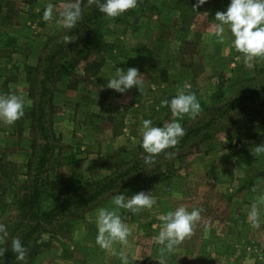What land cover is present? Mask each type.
<instances>
[{
  "label": "rangeland",
  "instance_id": "374dc122",
  "mask_svg": "<svg viewBox=\"0 0 264 264\" xmlns=\"http://www.w3.org/2000/svg\"><path fill=\"white\" fill-rule=\"evenodd\" d=\"M190 1L199 12L183 23L174 0H113L104 46L89 57L99 70L83 78L81 60L71 86L55 87L47 176L84 184L129 172L37 235L19 264H264V98L229 108L264 87V0ZM9 2L5 22L8 7L0 11V246L24 229L14 201L41 144L28 118L40 69L80 16L76 0ZM208 122L197 145L135 166L173 130ZM39 202L51 207L44 192Z\"/></svg>",
  "mask_w": 264,
  "mask_h": 264
},
{
  "label": "trees",
  "instance_id": "16d2710c",
  "mask_svg": "<svg viewBox=\"0 0 264 264\" xmlns=\"http://www.w3.org/2000/svg\"><path fill=\"white\" fill-rule=\"evenodd\" d=\"M1 1L0 11L4 10V7H8L1 20L5 22L10 18L8 15L12 12L13 7L10 5V0L5 2L3 0V5ZM76 1L79 4L78 9H76V12H80L79 20L74 22L67 31L64 39L67 43L62 46L58 44L57 47L45 55L43 67L40 69L41 77L37 81L38 92L35 93L34 91L32 95L36 98V101L28 112V118H30L32 134L38 135L41 144L38 146L39 153L34 154L33 159L27 164V169L29 171L32 169V173L29 174L30 180L23 188V195L19 200L14 201L19 213L23 216V220H25L24 229L21 232L19 241H12L0 246V264H19L18 260L26 255L34 256L38 248L35 244L37 235L45 232L49 227L51 228L49 232L52 231L53 227H61L63 221L85 211L95 200L111 191L117 185L119 179L129 172V169L122 170L102 181L84 184H78V182L62 174H56L53 178H49L46 173L50 161L48 155L53 149L49 127L51 126L50 115L54 109L52 101L55 87L63 84L66 78L69 81L68 87L71 86L70 82L72 80L70 78L74 75L75 65L81 60L86 63L83 68L85 74L83 78L88 72L92 75L97 73L98 66L101 63L96 61L90 63L89 57L92 56V53L103 48L104 39L100 24L103 18L112 15L110 4L113 0ZM147 1L145 0V8L148 7ZM85 3V8L83 6L80 10ZM174 3L181 9L180 19L183 20V23L184 21L186 23L190 21L194 13L199 12L198 8L193 9V3L190 0H174ZM80 43L81 46L75 48ZM71 45H74V47L71 48ZM255 98H264V87L261 89L254 87L248 94L238 96L234 102L229 104V108L230 110L235 109L239 102ZM261 106L264 107V103ZM209 128L210 123L208 122L195 126L191 125L186 127L184 131L173 130L171 135L168 136V138L170 136L174 137L172 142L161 144L153 153L146 156L141 163L137 162L135 166L138 168L140 165H145L146 167L157 158H166L169 153L174 152L175 148L182 150L191 143H193L192 146L197 145L198 140L202 141V139L208 137L206 132ZM200 135L202 139L196 141ZM43 192L50 201L51 207L49 209L41 208L39 197Z\"/></svg>",
  "mask_w": 264,
  "mask_h": 264
}]
</instances>
